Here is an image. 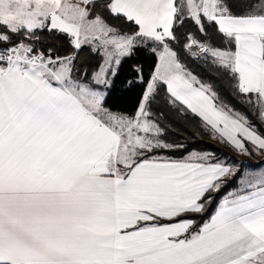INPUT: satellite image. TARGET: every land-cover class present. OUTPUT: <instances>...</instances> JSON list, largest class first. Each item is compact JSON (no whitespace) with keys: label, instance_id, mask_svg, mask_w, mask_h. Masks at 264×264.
Returning <instances> with one entry per match:
<instances>
[{"label":"snow or ice","instance_id":"snow-or-ice-1","mask_svg":"<svg viewBox=\"0 0 264 264\" xmlns=\"http://www.w3.org/2000/svg\"><path fill=\"white\" fill-rule=\"evenodd\" d=\"M44 30L75 51L36 47ZM84 45L103 57L89 82ZM176 46L264 125V0H0V264H264V173L198 224L237 173L213 153L160 155L185 147L165 139L161 86L218 142L264 153V131ZM141 47L156 56L151 79L134 113L113 112L102 89Z\"/></svg>","mask_w":264,"mask_h":264},{"label":"trees","instance_id":"trees-1","mask_svg":"<svg viewBox=\"0 0 264 264\" xmlns=\"http://www.w3.org/2000/svg\"><path fill=\"white\" fill-rule=\"evenodd\" d=\"M112 22V21H110ZM186 27H189L186 25ZM40 42L36 47L47 51L52 48V55L55 57L65 56L75 50L68 42V37L59 34L56 31L49 33L44 30L43 33H38ZM219 44V41H216ZM179 52L180 60L185 66L193 71L203 82L212 84L217 91L220 92L222 100L235 107L237 110L247 113L249 118L258 126L260 131H264V125H260L255 116L244 106L237 101L239 97H234L228 87V82L221 74L210 66V63L203 58L197 59L189 53L185 52L179 46H176ZM194 51V50H193ZM196 52V51H195ZM100 55L93 53L88 45L82 46L76 55V66L81 71L87 69L89 73L88 80L91 79V73L98 67ZM156 63V56L148 48H138L131 56L123 58L118 66V71L115 77H111V87L105 89L108 92L105 106L113 112L132 114L138 104V100L143 90L146 88ZM139 69L140 71H137ZM143 76V82H137L139 76ZM133 81V86H129L128 82ZM153 108L162 110L167 115V120L164 122L168 129L165 139L168 142L184 144V148H176L173 151L160 153L173 159H179L189 151L213 153L215 157L227 165L233 166V170L237 173L235 176H230L225 179L224 186L221 191L214 194L213 203L208 207L204 217L198 220V224L203 222V219L212 213L219 199L226 196L230 191H237L240 187L239 179L242 177V160L244 156L239 157L237 151L224 143L214 139L211 132L201 125L198 118H193L191 114L187 117L176 113L169 109L165 103V91L163 86L159 88ZM169 121L171 123H169ZM251 151V145L248 146ZM249 156L253 157V152ZM246 161V160H245ZM250 161V160H248ZM258 160H256L257 162Z\"/></svg>","mask_w":264,"mask_h":264},{"label":"rangeland","instance_id":"rangeland-1","mask_svg":"<svg viewBox=\"0 0 264 264\" xmlns=\"http://www.w3.org/2000/svg\"><path fill=\"white\" fill-rule=\"evenodd\" d=\"M91 48V47H90ZM194 51H196L197 53L199 52L198 48H194ZM100 55L99 58V63H98V67L99 65L102 63L103 57L101 56V54L99 52H97ZM97 67V69H98ZM96 69V70H97ZM237 155L239 157L244 156L245 160H242V177L239 179V187H241V179L242 178H251L252 176H257L260 175L262 173H264V153H260V152H255L253 151V157L249 156L247 154H243L239 151H237ZM250 160V161H248ZM256 160H258L256 162ZM233 168V166H232Z\"/></svg>","mask_w":264,"mask_h":264},{"label":"crops","instance_id":"crops-1","mask_svg":"<svg viewBox=\"0 0 264 264\" xmlns=\"http://www.w3.org/2000/svg\"><path fill=\"white\" fill-rule=\"evenodd\" d=\"M155 65H156V63H155ZM154 69H155V66H154ZM154 69H153V71H154ZM152 73H153V72H152ZM151 76H152V74H151ZM110 78H111V77H110ZM150 79H151V77H150ZM150 79H149V80H150ZM146 86H147V85H146ZM102 90H105V89H102ZM189 152H191V151H189ZM189 152H187L185 155H187ZM223 197H224V196H223ZM223 197H221V198H223ZM221 198H220V199H221ZM220 199H219V201H220ZM219 201H218V203H219ZM218 203H217V204H218ZM214 210H215V209H214ZM214 210H213V211H214ZM213 211H212V212H213ZM211 214H212V213H211ZM211 214H210V215H211ZM210 215H209V216H210Z\"/></svg>","mask_w":264,"mask_h":264},{"label":"built area","instance_id":"built-area-1","mask_svg":"<svg viewBox=\"0 0 264 264\" xmlns=\"http://www.w3.org/2000/svg\"><path fill=\"white\" fill-rule=\"evenodd\" d=\"M199 51V50H198Z\"/></svg>","mask_w":264,"mask_h":264}]
</instances>
